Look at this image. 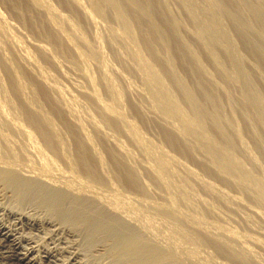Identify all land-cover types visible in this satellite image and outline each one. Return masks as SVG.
Instances as JSON below:
<instances>
[{
	"label": "bare ground",
	"instance_id": "1",
	"mask_svg": "<svg viewBox=\"0 0 264 264\" xmlns=\"http://www.w3.org/2000/svg\"><path fill=\"white\" fill-rule=\"evenodd\" d=\"M5 1L8 2L11 11L18 15L17 17L20 20L25 21L29 17L35 29L38 28L39 23L46 26V33L41 34L43 37L42 41H37L29 46L40 53L48 64L50 63L58 72L61 71V60L59 61V58L68 64V66L66 65L67 67L72 68L76 73L78 72L87 87L86 90L82 89L79 92L85 98L86 106H89L94 111L96 117H92L90 114L88 117L85 116L86 120H82L78 116L79 114L64 99V95L56 86L53 80L54 77L51 76V78L47 76L48 74L42 73V67L39 66L37 61L34 62L31 59L30 54L28 55L22 49V46V48L20 47L21 43L18 45L17 41L14 40L15 38H13V30H10L13 32L10 34L9 29L8 32L0 17V62L7 73L11 89V93L9 92L10 94L8 95L0 76V94L3 96L1 98L3 102H0V130L2 131L0 140L2 141L3 153L6 157H4L5 162L2 161L3 159L0 160V186L11 193L10 197H4L7 204H0V212L12 220L11 225H8L0 219V239H2L3 243H8L5 246L6 248L0 246L5 249V251L0 252V264H88V259L100 261L99 259L102 258L107 259L108 264H204L205 262L201 261L202 257H199L202 255L198 256L196 247H192L197 244L191 246L185 242L183 245L181 242L179 243L180 239H183L181 240L182 242L185 239V241L192 239L190 236H193V238L195 236L197 239L205 241V244L208 242L210 245L213 244L215 248L223 253L224 257H228L238 264H261L255 257L254 251L249 248V244L259 245L262 242L258 243L259 241L253 238V240L251 238L240 239L239 236L232 234L233 232L231 233L230 230L229 232L225 231L227 230L225 227L224 230L217 225L213 226V222L210 223L212 220H209L211 225L208 223L209 226H205L204 221L202 225L201 221L199 222L192 217L193 215L187 214V216L182 214L183 211L178 210L180 207L177 208L178 204L174 202L173 196L171 197V190L173 189L170 188L169 183L172 180L170 178V182L167 180L169 173H172L170 171L173 170L171 167L172 164L174 165V160H172L171 155L166 154L168 151L164 153L165 149L161 150V147L154 146L157 144H152V141L146 140L144 134L141 135V131L128 119L130 117L127 118L125 115L124 109H122L124 98H121L122 92L121 90L119 91L121 86L117 88V82L122 81L124 85L126 82L123 81L124 79L122 80L119 74L116 78L117 81L115 80L116 85L113 80L115 78L109 75L108 72L110 70L108 71V67L106 68L105 62L107 61L103 59L105 57H103L104 54L100 47V39L102 40L103 37L99 39L95 31L93 32L94 29H97L98 19L105 21V19L109 18L118 25L119 32L113 29V31H109V35L107 34L109 36L108 43L114 48L113 52H115L114 50L118 52L123 50L121 47L117 50L119 45L125 48L123 51L127 53L123 54L124 56L128 55V58L134 64H132L133 68H135L133 70H136L138 76L140 75L141 84L144 86L142 90L144 92H141V95L146 99L150 108L149 113L141 112L142 107L137 109V113L144 119H154L157 125L167 132L166 137L169 136L171 141L185 147L191 155L193 154L190 143H193L199 150V157L193 152L194 156H196L195 158L193 157L194 161L196 160L195 162L202 164L205 169L213 172L224 183L247 192L256 204L264 207V179L258 178L254 173L255 176L246 170L235 156L236 143L246 154L244 146L242 147L241 136H239L241 131L239 133L238 127L224 116V108L216 97L217 90L222 91L221 87L217 85L218 83H214V79L202 66L197 53L181 36V28L177 25L172 15L173 13L171 14L170 9H168V0H119L120 5L115 4L112 0H85L87 6L83 4L82 0H56L59 4L65 6L63 12L57 11L55 6H52L53 4L46 0ZM202 1L208 6H213L211 0ZM178 2L185 11L184 13L187 14L189 22L191 21L189 33L191 37L196 40L218 73L238 88L239 97L245 106L247 115H249L248 112L252 114L251 116L259 125V128L261 126L264 130V100L261 96L262 93L260 94L259 92L260 89L258 90L253 84L254 80L252 81L249 73V78L246 81L232 70V75L227 74L215 54L204 43L201 33L194 27L196 17L194 10L190 8L185 0H178ZM257 2L260 4L259 8L262 9V14L258 15L260 18L264 17V0H257ZM233 4L237 8H242L237 3ZM131 20L137 24L139 36L131 28ZM232 22L239 30L244 40L243 42L246 43L245 45L249 46L252 52L260 57L259 59H264L263 33L255 30L246 19L240 20V18L234 16ZM203 27L208 34L221 38L218 44L222 50L225 52L229 49L235 50L233 43L224 35L219 24L205 23ZM172 41H176L178 45L175 49L176 55H186L189 62L186 63V68L199 77V81L196 79L198 81L196 82L197 91L191 90L184 82L185 80L177 74L174 66L175 58L172 52ZM46 44L52 47L57 54L56 57L60 56L58 59L53 56L55 53L52 54L50 52L51 49L49 50ZM196 47L198 48V46ZM7 52L11 53V57L7 56ZM118 54L119 56L115 57L121 56L120 53ZM239 57L235 54L234 56L227 55L228 66L232 68L235 63L240 61L248 72L247 63L245 64V60ZM181 58L183 59V57ZM91 63L97 68L94 69L98 70L99 78L97 81L90 76L89 65ZM253 64L255 65V63ZM169 82L179 91L181 101L186 104L190 114L184 110L180 100L172 93ZM97 86L100 87L102 95ZM248 86L255 91H251ZM40 93H43L45 99L50 103V111H47L42 106L39 99L41 97ZM54 114L60 118L59 121H62L63 130H67L73 137V142L75 141L76 146L74 148L77 153L79 170L89 179V181L86 179L85 184L82 183V179L74 177L75 174L72 175L73 167L71 169L72 172L60 173V182L53 181L50 176L51 170L56 168L48 160L47 152L54 156H60L65 162L68 159L65 157L66 154L64 155L65 149L58 131L59 126H57L58 128L56 127L58 120H54ZM246 117L249 118V116ZM203 119L207 120L212 129L219 135L222 140L220 141L222 142L221 146H216V141L212 138L210 129L208 130L206 125L203 124ZM254 126H251V130ZM30 129L38 134L37 137L42 145L41 147L32 135V131H29ZM253 130L252 132H254ZM8 134L18 138L19 141L10 139ZM117 135L125 138L132 146L138 149L141 157V161L138 164H135L137 161L134 162L135 159L125 150ZM14 141L19 143V145L17 144L19 152L16 150L17 147L15 148V151L21 156H18V158L20 157L28 162L30 160L36 161L38 163L37 167H40L39 170L36 169L37 171H34L32 168L30 171H26L21 165L17 164V156L15 155L17 152L13 150ZM95 141L100 143L104 151H106V155L109 156L115 168L113 173L116 174L114 176L118 179L117 182L121 181L125 185L124 189L127 192L129 191L131 194H136L140 197L135 199L137 197L135 196L133 199L135 202L131 205L136 206L138 204L140 206L138 211L142 207L146 209L145 211L148 210V214L151 212L149 215L153 213L155 216L159 215L163 219H168L170 222L167 221V225L169 223L172 225L166 227L168 228L167 232L162 231L160 228L162 224L164 226L162 229L165 228L166 225L164 223L166 220L164 223L162 220L158 221L159 224H162L156 225V220L158 219H155L156 222L154 223L152 220L154 218L141 217L140 214L142 213L139 214L140 216L137 214L138 211L134 213L135 211L130 210L131 206L124 207L125 204H119L120 201L118 202L116 198L118 194H113L115 185H113L107 175L109 171L107 172L106 164L110 166V163L106 162L101 152L95 148ZM255 141L257 140L255 139ZM256 162H258L257 159ZM30 163L33 162L31 161ZM179 167L175 166V168ZM175 170L177 171L178 169ZM179 170L183 171L184 168L182 169L181 167ZM185 170L188 180L189 178L192 181L194 180L208 194L215 195L220 200L227 202L228 198H225L227 195L222 190L205 183L206 179L203 182L200 181L202 179L198 180L197 174L193 173L192 169H186L185 167ZM141 171L152 183L154 182L153 185L156 184V187L158 186L162 190L164 195H158L150 191L149 183L142 178L143 174ZM214 174L212 175L214 176ZM176 175L179 176V174ZM176 175L172 174L171 177ZM90 181L93 186L86 185L87 183L92 185ZM177 189H180V187ZM175 190L172 191L174 194L177 192ZM237 191L239 192V190ZM107 193H109L108 196ZM178 196L177 199L179 200L180 197L178 198ZM152 197H158L162 202L158 203V198L157 203L148 199ZM180 200L182 199L180 198ZM180 200L179 202H181ZM188 200L190 199L188 198ZM182 201H184L182 203L184 204L185 200ZM200 201L202 202V200ZM13 204L14 206L19 204L22 208L14 210L9 207V205ZM183 206H187V203ZM210 210L213 211L212 209ZM255 214L264 222V218L260 217L257 211ZM203 216H201L202 220ZM205 223L207 225V222ZM177 224L182 225L181 228L180 225L178 228ZM31 232H36V234L32 235ZM201 240L197 241L198 244L203 242ZM194 242L196 243V241ZM184 244L185 246L186 244L191 246L195 252L191 251V247V250H189V247L188 249L184 248ZM201 248L200 246L198 247V249ZM207 260L209 261V259ZM209 262L207 264H210Z\"/></svg>",
	"mask_w": 264,
	"mask_h": 264
},
{
	"label": "rangeland",
	"instance_id": "2",
	"mask_svg": "<svg viewBox=\"0 0 264 264\" xmlns=\"http://www.w3.org/2000/svg\"><path fill=\"white\" fill-rule=\"evenodd\" d=\"M46 1L50 2L51 4H53L52 6H55V9H57V11L63 12L64 11L63 9H65V6L59 4L58 1H56V0H46ZM112 1L115 4L120 5V1L119 0H112ZM185 1L190 6V8H192V10H194V13H195V16H196L195 17V20H194V27L196 28V30L198 32L201 33V35L203 37L204 43L209 48V50L212 51L215 54V57L217 58V60L220 63V65L227 72V74H231L232 75L233 72L234 73H237L241 79H243L244 81H246L249 78V76H248V73H249L252 81L254 80L253 81V84H255V86H256V88L258 90L260 89L259 92H260V94L262 93L261 96H262V98L264 100V90H263L264 89V86H263L264 85L263 84L264 83V62H263L264 59L263 58L259 59L260 57H258L257 54L255 55L254 52H252V49L249 46L247 47V45H245L246 43L243 42L244 40L241 37V35L239 33V30H237L236 26L232 22V19H233L234 16H237L238 18H240V20H243V19L245 20L246 19V21L255 30H258V31L262 32L263 35H264V17L262 16L263 18L262 17L260 18V16L258 15V14H262V9L259 8V5H260L259 2H257V0H234V1L232 0L233 3H235V4L237 3V5H239V7H242V8H237V6L234 5L231 2V0H211L212 3H213V6H208L202 0H185ZM82 2H83V4L85 6H87V3H85L86 2L85 0H82ZM167 5H169L168 6L169 7L168 9H170L171 14L173 13L172 15L174 16V19L176 20L177 25H179V27L181 28V31H180L181 36L184 37V40L186 41V43L189 44V46L191 48H193V50H194L195 53H197V55L199 56V58L201 60L202 66L206 69L207 72H209V75L211 76V78L214 79L213 80L214 83H218L217 85L219 87H221V90L222 91H218L217 90L216 97L220 100L219 102H220L221 106L224 108V109L222 108L223 111H224V116L226 117V119L228 121H231L232 124H235L238 127L239 133L241 131V134L239 136H241L240 139H242L241 142H243L242 143L243 144L242 147L244 146L245 151H246V154L242 151L241 147L240 148L238 147L239 145L236 143L235 144V149H234L235 156L243 164V166H244V168L246 170H248L252 174L254 173L256 175V177L261 178V179H264V149H263L264 148V130L261 128V126L259 128V125L254 121L253 117L251 116L252 114H250L248 112L249 115H247L245 106H244V104L242 103V101H241V99L239 97V90H238V88L235 87L234 85H232L231 83H229L226 79H224L218 73V71L216 70V68L214 66H212L213 64L210 63V61L207 58V56L205 55V53H203V51L201 50L199 44H197L196 40H194L191 37V35L189 34L190 33V30H191V24H190L191 21L189 22V18L186 16L187 14L184 13L185 11L183 10V8L180 5V3L178 2V0H171V1L168 0L167 1ZM255 11H256V13H255ZM17 16L18 15L14 14L11 11L10 6L8 5V2H6L5 0H0V17L2 18L1 20H2V22L4 24V27H7V31H8V29H9V31L10 30H13L14 33L12 31H10V32L8 31V32L10 34L13 33V35H14L13 38H15L14 40L17 41L18 45L21 43L20 44V47L22 46L23 48L22 47L21 48L23 50H25L28 55L30 54L29 56L31 57V59H33L34 62L37 61V63L39 64V66L42 67L41 68L42 69L41 70L42 73H44L45 75L48 74L47 76H49V77H51V76L54 77L53 80L56 83V86L60 89V92L62 93V95H64V97H65L64 99L68 103H70L72 105L73 109L76 111L77 114H79L78 116L80 118H82V120L83 119L86 120L87 118H85V116L88 117L90 114H91L92 117H96L94 111L92 109H90L89 106L88 107L86 106L87 105V102H86L85 98L79 92V90L81 91L82 89L83 90H86L87 87L85 86V82L80 77V75L78 74V72L76 73L75 70H73L72 68L70 69V67H67L68 64L64 63V60L61 59V58H59L60 56L56 57L57 54L54 52V50L52 49V47L50 45H47L46 44L47 48H49V50L51 49L50 52L52 54L55 53L53 55L54 57H56L57 59L59 58L58 59L59 61L61 60L60 61V65H61L60 66L61 67V71L60 72H58L53 66H51L50 63L48 64L47 60L44 59V57L42 55H40V53L36 52L31 46H29L30 44L36 43L37 41H42V39H43L42 35L46 33L45 31H47L46 26H44V25H42V24L39 23L38 26H37L38 28L35 29L34 28L35 26L32 25L33 23H31V19L29 17H27L25 19V21H22ZM98 21L99 22H97V25H96L97 26L96 27L97 29H94L93 32L95 31V34L99 37V39L102 38V37L104 38V39L102 38V40L100 39L101 42L103 41L102 43L100 42L101 51L104 54L103 57H105L103 59L105 61H107V62L104 61L106 63V64L105 63L104 64L106 65V68L108 67L107 68L108 71L110 70L108 72L109 75L111 77L113 76V78H115V79H113L114 82H115V84L117 85V83H118L117 88H120V86H121V89H119V91L121 90V92H122L121 98L123 97L125 99L124 100L122 98L123 99L122 109H124L123 111H124L125 115L127 116V118L130 117L128 119L131 120L136 125V127L138 128L139 131H141L140 132V133H142L141 135L144 134V136H145L144 138H146V140H150V142L152 141L151 142L152 144H157L158 146L157 145H154V146H156L158 148L161 147L160 148L161 150H164L165 149V151H163L164 153H166L168 151L166 154L171 155L172 160H174V165L172 164V167H171L173 170L171 169L172 171H170L172 173H169V176L170 177L167 175L168 176V179L167 180H169L168 182H170V179L172 180L169 183L170 188L173 189V190H171V194H172L171 197L173 196L174 202L179 205V206L177 205V208L180 207L181 210L180 209H178V210L181 211V212L183 211L182 214H185V215L188 214V215H191V216L193 215L192 217L195 218V220L197 219L199 222L201 221L200 223H202L204 221V225L205 226H209V225H211L210 223L213 222L212 223L213 226H216L217 225V226H219V228L222 227L223 229L225 227V229H227V230L224 229L225 231H228L229 232V230H230L231 233L233 232L232 234L236 235L237 237L239 236L240 239L243 238L245 240V239H250V238L252 239L253 238V239L259 241L258 243H261L262 242L259 245L258 244L251 243V244H249V248L252 251H254L253 253H254V255H256L255 257H257V260L259 262H261V264H264V247H263L264 245H262V244H264V222H262L261 218H258L257 214H255L256 211H257V213L260 214V217L264 218V209H263L264 207H260L258 204H256V202H254V200L251 199L252 197L247 192H244L242 189L240 190V188H236L234 186H231L230 184L228 185V184L224 183L213 172L205 169V167L202 166V164H199L198 162H195L196 160L194 161V158L196 156H194V155L196 154L197 157H199V153H198L199 150L197 149V147H195V145L193 143H190V146L192 147V154H193V155H191L185 147H183L179 143H175L174 141H171L168 135H167L168 137H166V133L167 132L165 130L161 129V127L157 125V123L154 121V119H151V118L150 119L149 118L148 119H144L139 113H137V109H139L141 107H142L143 110L141 109L140 111L143 112V113H145V112H148L149 113V111H150V108H149V105H148L146 99L141 95V92L144 89L143 84H141V82H142V80L140 79L141 77H139L140 75L138 76V74L136 73V70H133L135 68H133L134 67V66H132L133 62L130 60V58H128V55L127 56L125 55L127 58L124 56V54L127 53V52L123 51L125 48L122 47L121 45H119L117 47L118 48L117 50H119L120 47H121V49L123 48V50H119V52L116 51V50H114L115 52H113V49L114 48H112V46L110 45V43H108L109 42L108 41V38H109L108 35L110 34L109 31H113V29H114L115 31H118L119 32L118 25L112 19H109V18L107 20L105 19V21L104 20H101L100 21L98 19ZM130 22H131V28L133 29L134 33L137 36H139V34H138L139 33V29H138L137 24L134 23L133 20H131ZM205 23H207V24H209V23H217V24H219L220 25V29L224 32V35L229 39L230 42L233 43V45L235 47V50L229 49V50H226V52L224 50H222L220 48L219 44H218V41L221 38L218 37V36H214V35L208 34L204 30V27H203ZM108 26H110L111 28L109 27V29H108ZM112 27H114V28H112ZM106 28L108 29V31H106L107 30ZM34 31H36V32H34ZM104 35H105V37H104ZM177 46H178L177 45V42L176 41L175 42L172 41V50H173L172 52H173L174 58H175L174 59V62H175L174 63V66H175V69L177 71V74L183 80H185L184 82L186 83V85H188V87L191 90L197 91L196 90L197 89L196 88L197 87V83L196 82L199 81V79H198L199 77H197V75L195 73L190 72L186 68V63L188 62V59H187L186 55L185 56L184 55H182V56L176 55L177 53H175V51H176L175 49L177 48ZM196 46H198V48ZM118 53H120V55H121L120 57L121 58L120 57H115V56H119ZM6 54H7V56L9 55L8 57H11V53L10 52H7ZM234 54L236 56H238V57L240 56L239 58L245 60V64L247 63L246 66L248 68V72H247L245 66L240 61H238L237 63H235V65L232 66V68L228 66V63H227V55L228 56H232V55L234 56ZM203 55H205V56H203ZM181 57H183L184 60ZM124 59H126L125 62H123ZM120 60H121V62H120ZM253 63H255V65ZM95 67L96 66L91 63L89 65V69H90L89 70L90 71L89 73H90V76L93 79L95 78V80L97 81L98 78H99V75H98V70H95V69H97ZM231 70L233 72H231ZM111 72H112V74H111ZM119 74H120L122 80L124 79L123 81L126 82L125 85L123 84L122 81H119V82L116 83V81H117L116 78H117V76H119ZM0 76H1V80H2V82L4 84L3 86H5V89L7 90V93L9 95L11 93V91H10L11 90L10 89V82H9V78L7 77L6 71L2 67L1 62H0ZM215 79H216V81H215ZM221 84H222V86H221ZM170 85H172V84L169 82V87H170L172 93L180 100L181 105L184 108V110L187 111V113L190 114V110L188 109V107L186 106V104H184V102L181 101V97H180L179 91L176 90V88L173 87V85L172 86H170ZM122 87H125L127 90L125 88H122ZM248 87L250 88V86H248ZM97 88L101 92V95H102V91H101L100 87L97 86ZM250 90L251 91H255V90H252V88H250ZM126 91H128V92H126ZM40 94H41L40 95L41 97L39 99H40V102H41L42 106L47 111H50V103L45 99L43 93H40ZM222 95H223L224 98L222 97ZM1 98H3V96L0 94V100H1L0 102H3V99H1ZM220 98H222V99H220ZM122 99H121V101H122ZM45 105H46V107H45ZM148 113H146V114H148ZM244 113H245L246 116H249V118L246 117L244 115ZM81 116H83V117H81ZM53 118H55L54 119L55 121L58 120V122L56 123V127L59 126L58 131L60 132V135H61L60 137H61V140H62L64 149H65L64 155L66 154L65 157L68 158V159L65 162L60 156H54L53 154L51 155L50 153L47 152V158H48V160L51 161L53 163V165L55 166V168H56V169H52L51 170L50 176L53 179V181H59L60 182L61 174H63L64 172H72L73 171L72 172V175L75 174L74 177H76V178L78 177L80 180L82 179V183L85 184L86 183V179L88 181H89V179L79 170V166L77 164V162H78L77 153H76V149L74 148L76 146L75 141L73 142L74 139L70 135V133L67 132V130H63V127H62L63 125L61 124L62 121H59L60 118H58V116L56 114H54V117ZM242 120L243 121L245 120V121L243 122ZM203 121H204L203 124L206 125V127L208 128V130L210 129L209 130L210 131V134H211V136H213L212 138L216 141L215 142L216 143V146H218V147L221 146L222 145V142H220V141H222V140L219 137V135L212 129L210 123L207 120H204L203 119ZM249 123H250V125H249ZM23 125H24V123H23ZM138 125H139V127H138ZM256 125H257V127H256ZM251 126H254V127H252V130L254 129L253 130L254 132H252ZM29 131L30 132L32 131V133H33L32 135L34 136L35 140L39 143V146L41 147L42 145H41V143L39 141V138L37 137L38 134L36 132H34V130H32V129H30ZM0 133H2V131ZM229 133H230V131H229ZM230 135H231V133H230ZM8 136H10L9 137L10 139H13V140H16L17 139L18 140V138L13 137L10 134H8ZM65 136H67V137H65ZM163 136H164V138H163ZM117 137L119 138V141L122 144V146H124L125 150H127L129 152V154H131L132 158L135 159L134 162L137 161V162H135V164H138L139 161H141L140 152L138 151V149H136L134 146H132V144H130V142H128L125 138L119 137L118 135H117ZM260 137H262V138H260ZM147 138H149V139H147ZM166 138H167V140H166ZM253 138H254V140H253ZM255 139L257 141H255ZM18 141H16L17 143L14 141L16 143V144L14 143V146H13V148H14L13 150L14 151H15V148L17 147V144L19 145ZM64 142H66V143H64ZM168 143H170V144H168ZM258 143H260L262 145H260V144L258 145ZM160 144L161 145L163 144V146H161ZM245 145L248 146V147H246ZM170 146H172V147H170ZM178 146H180V147H178ZM95 148H97V150L99 152H101V154L104 157V160L106 162L110 163V166L112 167L111 168L108 164H106L107 165L106 166L107 167L106 168L107 169V172L109 171L107 173V175H108L109 179L111 180V182H113V185H115L113 194H116V195L118 194L116 198H117L118 202L120 201L119 204L120 203L122 205L125 204L126 206L124 205V207H127L128 205L131 206L132 208L130 207V210L132 209V211H135L134 213H136V211H138V208L140 206L138 204H136V206L135 205L133 206L131 204H134L135 201L133 199L137 195L136 194L133 195L129 191H128L129 192L128 193L126 191V189H124V186L125 185L121 181H120L121 183L120 182H117L118 179H116L115 178L116 176H114L116 174L113 173L115 171V168H114L112 162L110 161L109 156L106 155L107 154L106 151H104V148L100 145V143L98 141L97 142L95 141ZM66 149H68V150H66ZM1 150H2V152H1ZM16 150L19 152V148L18 147L16 148ZM17 151H15V152H17ZM18 152L15 154L17 156L16 157L17 159L16 158L15 159L17 160L16 161L17 164L21 165L24 170L30 171V169L33 168L32 170L35 171L36 169L37 170L40 169V167H37L38 166V163L36 161L30 160L28 162V161L20 158L21 156L19 155ZM193 152H195V154ZM3 155H4V153H3V148H2V141L0 140V157H1L0 160L3 159L2 161L5 162V158L6 157H5V155L4 156ZM18 156H20V157L18 158ZM168 157H170V156H168ZM255 158L257 159L258 162H256V159ZM54 160H56V161H54ZM72 160H74V161L72 162ZM6 161H7V159H6ZM31 161L33 163H30ZM176 161H178V162H176ZM253 161L255 162V164H257V163H259V164L258 165H255ZM69 162H70V164L72 166L69 164ZM26 163L28 164V166H27ZM175 166L176 167L180 166V167L179 168H175ZM72 167L74 169H76V170H74ZM181 167H182V169L184 168V170H185V167H186V169H189V168H190V170L192 169L191 171H193V173L197 174L196 176H198L197 177L198 180L199 179H202L200 181L203 182L206 179V182L205 183H209L210 185L215 186L214 188H216V189L218 188L219 190H222L224 192V194L227 195V196H225V198H228L227 199V202L226 201L224 202V200H222V199L220 200L215 195L208 194V192L205 191L200 185H198V183L196 184L194 182V180L192 181V179L190 180V178L188 180L187 179L188 176H186V170L185 171L184 170L183 171H180L179 170ZM69 168H70V170H69ZM174 168L175 169H178V170L176 171ZM71 169H73V170L71 171ZM56 172H57V174H56ZM174 173L179 174V176L176 175V174H174ZM142 174H141L142 175V178L145 179V181L147 183H149V186H150L149 188H150V191L152 193H156L158 195H164L163 192H162V190H160V188L158 186L156 187V184L153 185L154 182L152 183V181L149 180L143 172H142ZM172 174L173 175H176V176H174V177L172 176L171 177ZM212 174H214V176ZM174 183H176V184H174ZM88 184L89 183H87L86 185L87 186H93V183H91V181H90V184H92V185H88ZM171 184H173V186H171ZM177 184H179V185L177 186ZM192 184H193V186H192ZM95 186L97 187L96 184H95ZM179 187H180V189H177ZM181 187L183 188L182 190H184L183 192L185 194L183 192H180V191H182L181 190ZM200 187H201V189H200ZM191 188H193V189H191ZM175 189L177 190V192H175V194H174V192H172V191H174ZM236 189L239 190V192ZM185 191L188 192V193H186ZM179 192L182 193V194L180 195ZM108 194L109 193H107V196H108ZM176 194H178L179 196L176 195ZM10 195H11L10 192H8L7 190H5L4 188H2L0 186V204H7V201L4 200L5 199L4 197H7V196L10 197ZM182 195L185 196V197H187V198L184 199L185 197H183ZM124 196H125V198H124ZM177 196H178V198L180 197L182 200H185V203L182 204L184 201L180 200V198H179V200L181 202H179V200L177 199ZM175 197H176V199L178 201L175 199ZM138 198H140V197L139 196L135 197V199H138ZM157 198L158 197H152V198H148V199L149 200H152V201H154L156 203H157V200L159 199L158 200V203L159 202H162V200L160 198H158V199ZM188 198L190 200H188ZM148 199H145V200H148ZM200 200H202V202ZM203 200H205V201H203ZM177 202H179V203H177ZM192 202H194V203H192ZM199 202H201V203H199ZM205 202L208 203V204H206ZM229 202L230 203L232 202V203L230 204ZM186 203H187V206L184 207L183 205H186ZM189 203H190V205H189ZM191 204H193L192 206H194V207H192ZM204 204H205V206H204ZM208 205H210V206H208ZM9 207L13 208L14 210H19L20 208H22V207H20L19 204H18V206L17 205L14 206V204L13 205H9ZM136 208H137V210H136ZM141 208L139 209L140 211H138L139 213L137 212L138 215L140 213H142V214H140L141 217L154 218L152 220H153L154 223L157 221L156 222L157 223L156 225L162 224V223L159 224L158 221H161L162 220L163 223H164V221L166 220L165 223H164V225H166L165 228L168 225L169 226L172 225V224L170 225V223L167 225L166 222L167 221L170 222L168 219H166V218L163 219V217H161L159 215H156L155 216V214H153V213H152L153 216L152 215H149V214H151V212L148 214L147 213L148 210L145 211L146 209H143L142 208V210H143L142 211ZM210 209H212L213 211H211ZM184 210H187V211H184ZM208 211H210L211 214L208 213ZM215 212H217V213H215ZM194 214H196V215H194ZM201 214L204 215L203 216V220H202V217H201L202 215ZM40 215H41V213H40ZM0 219L3 222H5L6 224H8V225H11V223H12V220L10 218H8L7 216L3 215L2 212H0ZM155 219H158V220L155 221ZM209 220L210 221L212 220V221L210 222ZM214 221H215V223H214ZM205 222H207V225H206ZM208 223H209V225H208ZM218 223H220V224H218ZM177 225H178L177 227L179 228V225L180 224H177ZM202 225H203V223H202ZM160 226L164 227L163 224L160 225ZM160 226H158V227H160ZM181 226L182 225H180V228H181ZM162 227H160L162 231H166V232L168 231V228H166V229L163 228V229H165V230H163ZM31 233H32V235L36 234V232H31ZM246 237H248V238H246ZM190 238H192V239H187V241H185L186 240L185 239L183 242L181 241L183 239H180L179 240V243L181 242V244L183 245V243L185 242V243H187V244H189L191 246L194 245V244L195 245L197 244L198 246L196 245V246H192V247H194V248L196 247V249H197L196 250L197 251L196 254H198V256L199 255H202V256H199V257H202V260H201L202 262H205L206 264L209 261H210L209 262L210 264H214V263L215 264H238L237 262L233 261L232 259H229L228 257H224L223 253L219 249L215 248V246L213 244L210 245V243L209 242L207 243V241H206L207 244H205V241H203V240H201L199 238L197 239L195 236H194V238H193V236H190ZM195 238H196V240H194ZM190 240H191V242H189ZM193 240L196 241V243ZM199 240H201L203 242H200L198 244ZM192 241H193V243H192ZM190 243H192V244H190ZM202 243H203V245H202ZM7 244H8L7 242H4L3 243L2 242V239H0V246L5 247ZM187 244H186V246H187ZM189 245L186 247L185 244H184V246H185L184 248L188 249V247H189V250L192 249L191 251H193V248L191 246H189ZM199 246H200V248L201 247L202 248L201 249H198ZM190 247H191V249H190ZM198 250H199V252H198ZM3 251H5V249H3V248L0 247V252H3ZM193 252H195V251H193ZM199 253H203V254H199ZM204 255H205V257L207 256V258H205ZM207 259H209V261ZM99 260L100 261H93L91 259H88V264L90 262H91L90 264H108L107 259H103L102 258V259H99ZM211 262H213V263H211Z\"/></svg>",
	"mask_w": 264,
	"mask_h": 264
}]
</instances>
